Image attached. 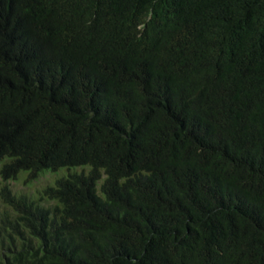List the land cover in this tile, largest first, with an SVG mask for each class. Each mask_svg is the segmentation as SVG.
I'll return each mask as SVG.
<instances>
[{
    "label": "trees",
    "instance_id": "obj_1",
    "mask_svg": "<svg viewBox=\"0 0 264 264\" xmlns=\"http://www.w3.org/2000/svg\"><path fill=\"white\" fill-rule=\"evenodd\" d=\"M0 178V264H264V0H0Z\"/></svg>",
    "mask_w": 264,
    "mask_h": 264
},
{
    "label": "clouds",
    "instance_id": "obj_2",
    "mask_svg": "<svg viewBox=\"0 0 264 264\" xmlns=\"http://www.w3.org/2000/svg\"><path fill=\"white\" fill-rule=\"evenodd\" d=\"M183 16H184V12L180 14L171 15L170 20H179ZM152 39L156 41H162L165 39V33L162 31L155 30ZM154 58L156 61L157 60L161 61L159 62L160 64H163L164 61L162 60H164L166 56L163 53L156 51L154 54ZM197 64H198L197 68L191 66L186 71L179 66H175V67L173 66L169 73L163 74L162 72H160L161 77H164L165 79L170 80L171 82H176L180 85V87L182 88V95L184 97V100L188 104L191 102V99L194 96L199 95L200 93L199 83L202 82L201 79L199 80V78L195 76L196 73L194 72V70L199 72L201 70V66L204 64L201 62H197ZM174 77L176 78V81H174Z\"/></svg>",
    "mask_w": 264,
    "mask_h": 264
},
{
    "label": "rangeland",
    "instance_id": "obj_3",
    "mask_svg": "<svg viewBox=\"0 0 264 264\" xmlns=\"http://www.w3.org/2000/svg\"><path fill=\"white\" fill-rule=\"evenodd\" d=\"M62 171L58 172H48L40 174L35 179H30L26 181L24 176H19L17 180L10 181L8 184L12 187L14 192H21L24 194H28L33 196L36 191L44 189L47 185H49L52 181L62 176ZM4 184L0 178V187Z\"/></svg>",
    "mask_w": 264,
    "mask_h": 264
}]
</instances>
